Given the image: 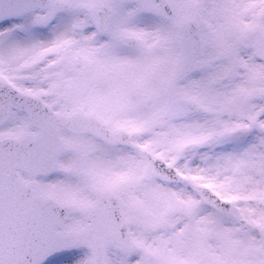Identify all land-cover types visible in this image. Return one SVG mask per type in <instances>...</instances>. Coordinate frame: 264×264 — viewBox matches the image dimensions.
<instances>
[{"label":"snow or ice","instance_id":"snow-or-ice-1","mask_svg":"<svg viewBox=\"0 0 264 264\" xmlns=\"http://www.w3.org/2000/svg\"><path fill=\"white\" fill-rule=\"evenodd\" d=\"M0 264H264V0H0Z\"/></svg>","mask_w":264,"mask_h":264}]
</instances>
